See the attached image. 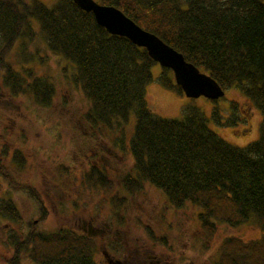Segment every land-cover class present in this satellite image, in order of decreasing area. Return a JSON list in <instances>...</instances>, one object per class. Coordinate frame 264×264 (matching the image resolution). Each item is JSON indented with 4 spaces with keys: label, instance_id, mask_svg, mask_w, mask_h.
<instances>
[{
    "label": "trees",
    "instance_id": "obj_1",
    "mask_svg": "<svg viewBox=\"0 0 264 264\" xmlns=\"http://www.w3.org/2000/svg\"><path fill=\"white\" fill-rule=\"evenodd\" d=\"M97 1L117 7L156 34L223 89L234 87L244 94L261 114L257 137L244 146L228 142L208 126V117L194 105L185 106L179 118L155 113L145 96L155 62L144 48L107 33L92 12L72 0H56L50 6L40 0H0L5 55L19 40L35 36L38 26L47 49L75 67L71 81L88 102L81 124L111 129L113 122L132 123L128 142L132 170L125 172L128 185L118 186V192L133 193L147 183L173 207L194 204L201 208L197 218L209 234L217 223L235 226L252 220L262 235L248 240L225 237L213 264H264V0ZM1 56L0 69L11 93H27L34 103L49 105L55 83L17 74ZM162 71L158 82L183 94L172 71L165 67ZM0 176L11 192L21 190L10 169L0 171ZM85 178L98 186L105 182L94 168ZM32 192L29 197L36 204L39 196ZM18 217L14 202L1 196L0 219ZM11 238L13 248L25 250L35 264H98L92 238L69 228L30 230ZM21 256L16 254V260Z\"/></svg>",
    "mask_w": 264,
    "mask_h": 264
},
{
    "label": "rangeland",
    "instance_id": "obj_2",
    "mask_svg": "<svg viewBox=\"0 0 264 264\" xmlns=\"http://www.w3.org/2000/svg\"><path fill=\"white\" fill-rule=\"evenodd\" d=\"M40 1L50 6L56 0ZM34 30L35 36L19 40L6 55L0 41L1 60L7 59L17 74L41 77L56 85L50 104L42 107L27 93L13 95L3 79L5 71L0 69V171L10 169L14 179L22 184L20 191L11 192L0 176V197L10 198L19 215L16 221L0 219V264L12 260L14 264H35L25 250L13 248L11 237L27 235L30 230L46 233L59 227L77 228L76 222L90 217L98 227L106 223L112 227L113 240H107L108 247L114 243L112 253L121 256L127 250L133 254L137 245H143L140 251L151 248L155 254H163L160 256L168 264H213L225 237L236 235L248 240L262 235L252 220L235 226L217 223L209 234L197 218L201 208L194 204L173 207L157 188L147 183L137 189L139 192H118V176L105 179L102 186L86 179L89 159L96 170L109 163L111 158L107 155L112 152H117L119 167L132 166L128 151L132 123L121 126L113 122L111 129L102 125L99 129L84 127L82 114L88 102L71 81L74 65L49 51L38 26ZM162 68L157 62L151 65L152 79L145 86L147 103L155 113L179 118L185 106L194 105L208 117V126L228 142L244 146L257 137L261 114L238 89L226 88L215 101L204 96L188 98L158 82ZM30 183L39 196L36 204L29 197L28 192L33 193L27 186ZM43 215L45 218L41 219ZM33 218H37L36 223ZM148 237L159 244L154 245ZM92 240L97 245L95 261L100 263V239ZM19 253L23 256L16 260Z\"/></svg>",
    "mask_w": 264,
    "mask_h": 264
},
{
    "label": "water",
    "instance_id": "obj_3",
    "mask_svg": "<svg viewBox=\"0 0 264 264\" xmlns=\"http://www.w3.org/2000/svg\"><path fill=\"white\" fill-rule=\"evenodd\" d=\"M85 12H92L96 23L107 33L127 38L134 45L145 48L148 56L161 67L172 70L175 83L180 86L188 98H206L216 100L224 95V90L210 75L202 72L196 65L187 61L183 54L165 43L117 7L102 4L96 0H72ZM113 264H121L115 261Z\"/></svg>",
    "mask_w": 264,
    "mask_h": 264
},
{
    "label": "flooded vegetation",
    "instance_id": "obj_4",
    "mask_svg": "<svg viewBox=\"0 0 264 264\" xmlns=\"http://www.w3.org/2000/svg\"><path fill=\"white\" fill-rule=\"evenodd\" d=\"M89 152L94 153L95 151H89ZM85 156L88 158V153H86ZM107 157L111 158L110 161H108L109 163H105L103 167L96 169L97 172L100 175H103V178L107 180H109L111 176L113 177L118 176V180H116V183H118L120 187L121 186L125 187L124 184L128 185V183L125 182L126 180L125 172L127 170L131 171L132 170L131 166L128 168L119 167L117 165V152H112L111 156L107 155ZM86 164H87V170H90V168H93V161H90V159ZM119 179L121 182L119 181ZM46 183L48 182L46 181ZM51 183H53L58 188L61 187V185L57 182H51ZM29 185L31 186L32 190H35L33 188V184L30 183ZM45 196H46V191H45ZM45 209L46 208L43 209V214L45 213ZM36 222H37V218H33V223H36ZM94 222L96 221L91 217L87 219L82 218L78 221V223L76 222V226H78L77 228H69V227H59V228H69L72 230H78L79 234L85 235L90 238L99 237L100 241L98 245V251L102 256V261H101L102 263L97 262L98 264H113L115 261H120L121 264H168L167 259L160 256L163 254H160V255L155 254L154 250L151 248L145 249L143 247L142 250L144 251L143 252L140 251V247H142L143 245L141 246L137 245L134 248L135 252L133 254H129L128 251L125 250V252H123L121 256H117L116 254L112 253L110 250L111 247L113 248L114 243L112 244L111 247H108L107 245V240L108 241L110 239L113 240L112 239V232H113L112 227L107 223L104 224V227H98L94 224ZM126 244H124L125 247H128V245ZM140 244H144V242L143 243L141 242Z\"/></svg>",
    "mask_w": 264,
    "mask_h": 264
}]
</instances>
